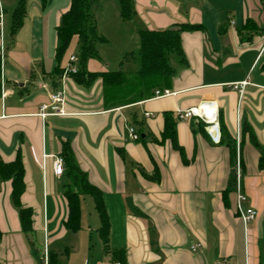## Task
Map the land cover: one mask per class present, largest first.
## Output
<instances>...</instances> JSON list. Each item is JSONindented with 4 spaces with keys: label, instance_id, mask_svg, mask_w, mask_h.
Listing matches in <instances>:
<instances>
[{
    "label": "crops",
    "instance_id": "crops-1",
    "mask_svg": "<svg viewBox=\"0 0 264 264\" xmlns=\"http://www.w3.org/2000/svg\"><path fill=\"white\" fill-rule=\"evenodd\" d=\"M133 2L138 28L165 30L190 24L200 29L182 35L187 64L172 57L176 74L166 89L169 96L157 97L155 91L146 100L108 108L101 79L86 85L71 75L62 81L67 67L78 70L77 38L70 45L77 43L76 51L69 53V47L61 62L56 60V29L71 0H27L17 31L13 18L18 0H0V116H4L0 163L11 164L21 155L25 189L20 200L33 212L32 233L27 237L12 202L13 180L0 173V264H49L50 256L57 264H116L104 251L91 195L80 197L79 230L71 232L65 226L64 189L72 182L61 156L64 144L70 145L88 182L102 191L110 220V248L126 250L127 264H264V167L248 135L243 138V173L239 183L236 177L228 207L223 192L232 171L230 150L212 142L203 121L178 118L176 136L185 159L170 142L152 141L161 140L164 113L178 117V112L206 103L202 108L218 112V122L221 116L236 146L247 123L264 148L263 0ZM100 18L96 17L98 33ZM125 22L117 12L108 27L127 31L128 42L138 52L140 35ZM101 36L102 45L112 44ZM99 53L101 59L90 60L88 71L116 72L103 60L102 49ZM57 68L62 70L59 80ZM243 82L247 84L240 93L234 86ZM56 90H65L66 115L42 118L40 108ZM199 122L205 125L203 132ZM129 127L142 139L132 140ZM57 157L64 160L60 177L53 169ZM239 194L245 201H239ZM238 205L243 211L254 209L255 219L244 222Z\"/></svg>",
    "mask_w": 264,
    "mask_h": 264
},
{
    "label": "trees",
    "instance_id": "trees-1",
    "mask_svg": "<svg viewBox=\"0 0 264 264\" xmlns=\"http://www.w3.org/2000/svg\"><path fill=\"white\" fill-rule=\"evenodd\" d=\"M102 0H71L69 9L62 15L57 26V47L56 60L61 62L74 38L78 41V72L73 75L75 81L81 84L94 83L101 79L104 88V100L106 107L115 108L119 106L131 105L142 100H146L155 95V91L163 92L170 86L176 74V68L172 65V57L176 58L177 63L187 64L183 46L182 35L184 32L200 29L199 26L190 24H178L165 30H148L135 26L136 8L133 0H115L119 6L121 18L131 23L141 39V47L137 55L130 53L125 56H133V59L139 61V68L134 73H127L122 68L116 72L91 73L87 65L90 60H100L98 45L105 42V39L99 35L96 25L95 13L100 7ZM27 7V0H18L17 8L14 12L13 30L17 31L23 23ZM137 56V57H136ZM122 66V65H121ZM61 78L62 70L57 68ZM164 130L161 134V140L152 138L154 143L163 144L170 142L174 150L180 153L185 159L184 150L179 146L176 136V123L178 117L173 113H164ZM219 125L221 130L220 145H225L230 150V161L232 171L230 174L228 186L223 192L225 205L229 206V194L236 189V162L237 146L227 132L223 118L220 116ZM195 127V125H192ZM200 132H203L205 125L198 123ZM248 135L249 141L260 151L261 156L259 165L264 167V148L259 144L255 134L249 124L244 123L242 131V142L240 143V167L243 173L244 162L242 157L243 138ZM142 139L140 135V140ZM61 156L65 159L70 182L64 189V195L67 200L68 215L65 222L66 228L71 232H77L80 228L82 195H91L95 201V207L100 218L99 236L102 240L104 251L113 261L118 264H127L126 250H112L110 248V220L107 208L104 202L102 191L92 186L88 182V177L83 173L74 156L69 144H64ZM0 173L4 179L13 180L12 202L18 210L19 218L22 224V230L27 237L32 233V215L30 208H24L21 204V196L25 189L24 184V166L21 155L11 164L0 163ZM143 173V172H142ZM146 177H150L145 172ZM30 247L38 256L36 246L30 238ZM57 262V261H56ZM49 257V264H57Z\"/></svg>",
    "mask_w": 264,
    "mask_h": 264
},
{
    "label": "built area",
    "instance_id": "built-area-1",
    "mask_svg": "<svg viewBox=\"0 0 264 264\" xmlns=\"http://www.w3.org/2000/svg\"><path fill=\"white\" fill-rule=\"evenodd\" d=\"M264 3V0H263ZM0 30L1 33L3 32V14L2 11H0ZM76 62V57L71 58V63ZM78 70L77 68H74L72 66L67 67L62 75V81L71 76L77 74ZM246 82L241 83L239 86L235 85L234 88L238 89L240 93H243L244 86H246ZM171 93L168 90H165L163 92L156 91V96L157 97H164V96H169ZM66 102V96H65V90H56L54 91L50 97L48 103L44 104L40 108V116L42 118H45L47 116H64L66 115L64 112V105ZM206 104V103H203ZM201 104L198 108L190 109L184 112H178V118L180 120H187L191 118H198L199 120L203 121L206 126H207V132L212 139V142L214 144H220L221 141V130L218 122V112L215 114L213 113V118L207 117L202 109ZM207 104H213V103H207ZM200 112H197L199 111ZM4 116H0V118H3ZM147 117H149V114H147ZM129 134L132 140L134 141H139L140 140V135L135 131L134 128L129 127ZM239 143H238V149H237V162H236V177H237V182L239 183L240 177H241V167H240V154H239ZM54 173L57 177H60L64 173V160L63 158L57 157L54 161L53 165ZM238 199L240 202L245 201V196L242 194H239ZM238 211L240 213V216L244 222H249L251 220L255 219L256 212L254 209L250 208L247 209L246 211H243L240 205H238ZM47 263V261H46ZM118 264V263H116Z\"/></svg>",
    "mask_w": 264,
    "mask_h": 264
},
{
    "label": "rangeland",
    "instance_id": "rangeland-1",
    "mask_svg": "<svg viewBox=\"0 0 264 264\" xmlns=\"http://www.w3.org/2000/svg\"><path fill=\"white\" fill-rule=\"evenodd\" d=\"M103 8L105 9V15L101 16L99 11ZM117 12H119V6L115 0L101 1L100 7L95 13V15L97 18L102 17L99 19L100 33L110 38L112 44L111 45L99 44L98 49H102L103 51L102 58L103 60H107L106 62L109 63L110 68L112 70L118 71L122 68L127 73H134L139 68V61H137V59H133V56L132 57L128 56L127 58H124L125 56L132 53L131 51H135L133 52V54L137 55L136 52L137 50L136 48H134L133 42H128L129 41L128 32L122 31L119 27H115V28L108 27L109 24L110 25L113 24ZM125 23L128 24V27L130 28L132 27L131 23L129 22H125ZM100 33L99 35L101 36L102 34ZM73 44L75 43L73 42ZM73 47L74 45L70 47L69 53H74L76 51L75 49H77V43L75 44L76 48L74 47L75 49H73ZM86 198L90 200L91 204L93 203V199L90 196H87Z\"/></svg>",
    "mask_w": 264,
    "mask_h": 264
},
{
    "label": "bare ground",
    "instance_id": "bare-ground-1",
    "mask_svg": "<svg viewBox=\"0 0 264 264\" xmlns=\"http://www.w3.org/2000/svg\"><path fill=\"white\" fill-rule=\"evenodd\" d=\"M201 110L203 111V113H204L207 117H209V118H211V119L214 117V116H213V113H214V114L216 113L215 110L212 109V108H210V107H204V108H202ZM197 112H200V110L197 111Z\"/></svg>",
    "mask_w": 264,
    "mask_h": 264
}]
</instances>
